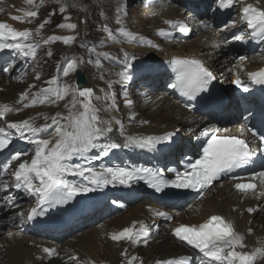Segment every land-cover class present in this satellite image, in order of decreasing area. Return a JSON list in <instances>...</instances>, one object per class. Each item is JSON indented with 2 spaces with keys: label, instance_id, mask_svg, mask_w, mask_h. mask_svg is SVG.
Masks as SVG:
<instances>
[{
  "label": "snow or ice",
  "instance_id": "obj_1",
  "mask_svg": "<svg viewBox=\"0 0 264 264\" xmlns=\"http://www.w3.org/2000/svg\"><path fill=\"white\" fill-rule=\"evenodd\" d=\"M31 6V10L18 9L23 15L12 16L11 19L19 22L32 23L34 18L39 17V10L43 6L44 0L36 3V0H26ZM245 3V0H218V7L222 9H231L238 7L240 22L251 31L238 30L233 33V40L245 42L247 40L259 39L264 41V6ZM74 5L63 3L59 6L61 14L67 13L70 7ZM0 11H3L0 8ZM53 11L51 15H55ZM155 14V13H154ZM65 21H70L71 16H64ZM117 24L120 25L115 31L123 39H118L113 30L104 25V31L107 33V40L113 43H138L148 44L151 48H158L159 45L153 43L150 39L139 36L124 26V21L117 17ZM50 20H44L33 32L32 29L18 30L11 24L0 22V52L5 50L15 51L24 57L36 58L38 49L42 45H50L57 41L62 42L65 46L74 44L79 36L78 25L71 22H62L57 24L60 29L71 30L73 35H50L43 38L41 30L49 24ZM87 23V21H82ZM164 23L169 29H159L157 34L165 39L171 37L174 31L183 34H189L192 29L183 21L165 20ZM236 20L231 22V27H235ZM200 26L207 29L211 27L207 22L201 21ZM225 28L229 25L226 23ZM40 37V39H36ZM232 40H225L223 43L229 44ZM82 47L84 45H81ZM221 44H216L220 47ZM123 51V50H122ZM95 54V60L88 59V64H94L99 75L98 79L105 80L104 64L102 59H110L108 52H98L95 47L90 49ZM48 57L53 55L51 49L46 52ZM125 60L124 70L119 71L116 75L119 77L115 83L125 84L131 79L130 71L133 65L130 60H135V55L130 56L128 52H123ZM240 60L246 59L239 57ZM85 60L80 58H68L66 68L62 69L64 77H68L70 71H75ZM170 66L178 74L177 83L172 85L173 88H179L181 93L191 101H196L203 105H210L211 98L202 93L209 91V85L216 80L213 72L205 66L204 62L197 58H173L169 60ZM3 72L9 73L10 67H3ZM248 79L252 84L264 85V68L255 72H249ZM23 82L22 77H16ZM35 80H40L37 74ZM108 88L112 87L113 81H105ZM237 86L242 87L244 92L250 91L249 84L237 78L233 81ZM46 87H41L39 91L29 93L36 85H29V88L21 92L15 104L0 103V152L9 149L13 145V130L19 134L21 139H26L33 146V151L28 153L24 150L15 151L0 168L9 180L2 182V187L7 190L14 187L17 191L32 196L36 204L27 214V221L36 220L38 217L48 215L50 209L59 205L69 204L77 195H85L96 192L99 189L107 188L109 185H121L131 187L133 184L144 181L150 188L157 193L168 196V189L194 190L203 194L211 189V186L221 180L223 177L231 175L234 181V188L243 195L251 194L253 196L264 197V171L253 173L252 180H258L257 183L244 182L245 178L232 175L241 168L250 167L257 163L256 157L260 156V167L264 168V132H258L254 127L249 128L245 125L240 129L239 135L230 134V130L225 128L223 132L219 128L209 127L204 130L205 139L202 143V155L194 163L187 165V170L183 173L175 169H169L175 174V178H166L164 173L159 169L142 167H106L101 165L100 168L84 166L75 163L76 158L89 161L108 157L110 154L115 155L114 150L119 149H141L149 152H161L173 146L174 131L165 132L162 135H132L128 134L125 127L120 123L119 135L116 139L112 138V120L103 118L102 111H111L116 108L114 94L105 93L100 96L95 94L93 87H81L75 83L61 81L60 76L55 75L45 81ZM104 92V89H100ZM124 96L128 93L125 91ZM111 103L106 106H97L94 101H107ZM64 101L63 107L66 112L57 111L55 115L37 113L35 116H29L19 121H8L6 117L12 113H20L24 109L50 105L58 106ZM130 104V101H129ZM16 105H20L17 107ZM185 104V108H189ZM136 113L129 117L130 121L135 120ZM38 118H43L46 122L43 125L36 123ZM50 121V122H49ZM141 124L150 123L148 120L140 121ZM103 141V142H102ZM97 151L95 157H90L89 153ZM22 156H30V159H21ZM12 162H18L13 168ZM79 176L83 178V183H75L68 179V176ZM117 203V201H112ZM121 207L124 205L121 204ZM156 217H162L167 221L174 219L173 215L166 211L150 209ZM249 213L256 211L254 208L247 209ZM19 224L23 226L25 216L23 213L18 214ZM16 221L14 220V223ZM139 224V227H137ZM172 235L178 241L190 246L194 251L202 254V259L207 258L206 264H260L264 261V241H258L259 246L254 247L251 251H245L248 245L245 243L246 235L238 231L235 223L221 215H211L204 223L185 224L180 223L176 226L169 225ZM151 226L140 221L133 222L131 226L125 227L119 232L110 235L113 242H127L131 245L143 243L148 245ZM248 234L252 233L249 228ZM42 252L47 258L59 257L60 253L56 247H43ZM125 258L126 264H144L142 258L131 256L128 258V250L125 248L121 252ZM45 257L42 256L41 259ZM68 264H92L91 261L81 259L79 256L71 255L67 257ZM191 256H179L173 258L157 259L155 264H191Z\"/></svg>",
  "mask_w": 264,
  "mask_h": 264
},
{
  "label": "rangeland",
  "instance_id": "obj_2",
  "mask_svg": "<svg viewBox=\"0 0 264 264\" xmlns=\"http://www.w3.org/2000/svg\"><path fill=\"white\" fill-rule=\"evenodd\" d=\"M185 2V0H44L43 6L40 8L39 10V14L41 17H38L36 22L40 23V22H44V20L51 18L50 23L45 25V28L42 29L41 31V35L43 36V38H47L50 35H65L66 33H72V35L74 34L71 30L68 29H60L57 27V24L62 23V22H71V23H76L78 25V32H79V36L76 40V42L70 46H68L66 49L61 48L64 44L60 41H57L53 44L50 45H42L41 47V51L39 54V60H37V63L34 65V67H31L28 71V73L30 71H32L33 76L30 78V82H34V83H42V75H44V81L46 79H48L49 77L54 76L56 70H57V65L59 64V62L62 60V58L67 54L70 53L72 51H79L80 48L82 47L81 45H85L84 41H93L91 44H93L92 46L89 47V52L90 49L92 47H95L97 49L98 52H108L110 53V55H114V52H111L108 49L114 50L117 49L119 51V55H121L120 57H123V52L126 51L129 54L131 53V51L138 53L139 57L144 58L145 62H156L159 59H167L173 56H176L177 54L174 53L173 55L169 56V54L162 52L161 50L157 49V48H151L149 45L146 44L147 47H142L139 46L140 44L135 43L132 46L131 45H126L125 42L124 43H120V44H116L113 43L111 40H107V33L104 31V25H107L108 28L112 29L114 34L117 35L118 39H123L122 37L119 36V33H117L115 30L120 27V25L117 24V17H120L121 19H123L124 21V26L131 30L132 32L136 33L139 32L140 35H144L145 38L151 39V41L153 43H161L165 44V43H169L171 44L173 51L177 52L180 48L185 47L187 45H194L197 49H199V53L202 55L203 58L208 59V61L210 59H212L210 61V67L211 71L216 70L217 74L216 76L218 77V81L220 80V77H222L223 79H225L224 81H229L230 80V75L228 72V69L231 68L232 63L228 64L227 62H230V56L229 55H224V47L221 44V40L223 41L225 38L224 34L225 32L221 31L220 29H216V32L218 34L215 33L214 30L212 29H207L205 30L206 32L201 33L200 35H196L197 33H193L190 37V39L187 42H184L183 37L180 36V34H178V31H174L173 35L167 39H165L164 37H161L157 34L158 32V26L168 30L169 26L166 25L164 23L165 18H167L169 12H171L172 9H175L174 13H175V18L179 19V21H183V22H188V20H191V18H189L188 20H186V15H184V13H179L177 11H179L180 9H177V3L179 4V2ZM264 0H260V3L264 5ZM15 2H20L24 8L31 10V6H29L26 3V0H5L3 2V6L1 7L2 9L4 8V4L5 3H15ZM36 3H39V0H36ZM63 3H69L74 5L73 7H70L67 13L61 14L59 12V6L60 4ZM85 7L86 9H81V6ZM86 5V6H85ZM153 5H159V7H161L162 5H164L167 8V12L165 14H163V17L158 16L157 13H153L151 7ZM196 5V4H195ZM164 6L162 8H164ZM88 8V9H87ZM81 10L82 14H85L88 18V21H90V27L89 29H84V28H80V24L77 22V17H76V13ZM55 11L56 14L55 15H51V13ZM181 11H183V9H181ZM192 13L191 11L188 12V14ZM23 15V14H22ZM70 15L71 16V20L70 21H65L64 20V16ZM202 21H206L205 19H202ZM189 23V22H188ZM92 24V25H91ZM87 27L88 25L85 24ZM33 26V25H32ZM31 26V27H32ZM35 27V26H33ZM32 27V29H33ZM197 26H195L194 28H196ZM203 28V27H202ZM205 28H203L204 30ZM220 39V41H217L218 39H216L217 37ZM220 36V37H219ZM37 39H40L37 38ZM94 40H96L94 42ZM215 41H217V44H221L220 47H216V45H213L215 43ZM77 43V44H76ZM177 43V44H174ZM127 46V47H126ZM131 49H130V47ZM119 47V48H118ZM121 47V48H120ZM129 47V48H128ZM134 47V48H133ZM136 47V48H135ZM107 48V49H106ZM51 49L53 55L51 57H48L46 55V52ZM120 49V50H119ZM128 49V51H127ZM214 53H213V50ZM123 50V51H122ZM91 53V52H90ZM92 57L90 59L95 60V54L91 53ZM116 55V53H115ZM223 55V56H221ZM179 56V55H178ZM84 59L85 63L87 65L86 59L84 56H77L76 59ZM102 59V63H104V61H106L107 59L101 58ZM150 59V60H149ZM118 60V57H117ZM143 61V62H144ZM39 62V63H38ZM107 65H112L109 62H105ZM124 62L118 63L119 67L124 70ZM227 63V64H226ZM212 65V66H211ZM218 65V66H217ZM66 66V65H65ZM83 64H80L78 67H82ZM89 66H94V64H88V69L90 68ZM23 70L19 71V72H15L12 74V77L16 78L18 76L22 77L23 82H21V87H15L12 86L15 89H20L22 91H25L26 89L29 88V81L26 82L25 78L27 75L24 74V66L22 65ZM77 67V68H78ZM105 67H109V66H105ZM86 69V71L88 70ZM14 70H12L11 72H13ZM77 69L75 71H70V74L68 77H64V81H69L70 83H74V72H76ZM39 74L40 75V80L37 81L35 80L36 75ZM151 74V73H149ZM30 75V73H29ZM35 76V77H34ZM137 76V77H136ZM140 75H136L134 73H132V77H135L136 80H138L137 78ZM150 76V75H149ZM147 76V77H149ZM131 77V78H132ZM146 78V76L144 75V79ZM28 80V79H27ZM46 85V84H45ZM135 86V83H130V80H128L127 83L121 85V84H115L112 88H111V93L114 89L117 88H124L125 86ZM142 84H139L134 90H142ZM144 89V93L143 95H139V93L137 92L135 95L132 96V94L130 95L131 98H129V95L127 97H125L123 95V97H119V100H115L117 104H120L119 108L120 110L125 109L126 105H128L129 101L130 104H136L138 103V99H146L149 97L150 95V91H147L146 88ZM164 89V88H163ZM125 92V91H124ZM158 95L159 92H158ZM102 105L106 106L107 104L111 103V99L107 100V101H102L100 102ZM63 104L64 101H61L59 103L58 106H53V110L49 111L48 115H53L54 112L57 111H61L63 112ZM117 108V107H116ZM115 108V109H116ZM115 109L111 110V114L108 117H116L117 115L115 114ZM184 110L186 112H188L185 108ZM122 113V112H121ZM188 116V114L191 117V123L185 127H181V126H176L172 131H174L176 133L175 137L173 138V140L176 139V137H178L179 139L181 138V143L185 142L186 140H193L195 134H196V130L199 127V119H195L194 115L192 113H184ZM142 115L145 116V118L148 121H151L152 123H158L159 117L158 116H153L151 109H145L144 111H142ZM121 121L122 124L124 125L125 129H129L128 125H125L128 123V121L126 120V117H124V115L122 114L121 116ZM43 122L45 123L46 121L43 120ZM190 129V130H189ZM189 131V132H188ZM136 135H141V133H137L135 132ZM162 135V134H159ZM191 135V136H190ZM175 145V143L173 144V146ZM224 186V184H223ZM222 184L217 185L212 191H211V195H208L207 199L205 200L204 204H208L209 207L211 209L218 208L221 204L219 203L220 201V193L222 191L223 188ZM235 193H232L228 199V201H225L226 205H227V209L229 211L232 210L234 211L236 214L238 213H245L246 210H244L245 208H241V204L242 203H235L234 202V197ZM242 197H240L241 199ZM253 198V197H252ZM255 199V198H254ZM261 200V199H260ZM241 202V201H240ZM253 201L250 199V203L247 204L249 205V208L251 207V203ZM259 202V201H258ZM256 202V203H258ZM145 204V206H144ZM233 205V206H232ZM157 206L156 204H154L153 202L147 200L144 202H140L135 204H128L126 207V210L121 213L120 215H117L116 217H114L113 219L106 221L105 224H103L102 226L98 227L101 223L97 224L96 227H89L85 230H83L82 232H79L77 235L73 236L72 238H70L68 241L64 242L62 244V246L64 245V251L67 252V256H71L70 254L72 253H68V249L70 244H75L78 242V237L81 235H86L88 233H97L96 230L102 231V228H108V225H114L115 224V220L118 218H121V220H125V219H130L131 216L138 212V211H143V212H148L149 213V222H147L146 224L151 226H154L155 228V234L157 235V239L161 240L162 239V234L164 233H169V231L166 229V227H164L161 222L158 223L159 220H157L154 224V216L152 214V211L150 209H153V207ZM232 207V208H231ZM246 207V206H245ZM4 208V206L0 207L1 212L3 213L0 219V264H6L7 263V257H6V251L5 249H7V245L8 246V250L11 249H18L19 247L22 248H29L30 250H32V253H40L41 249L39 247H37V242L39 243V241H41L38 238H34V237H26L23 236L22 234L16 232L15 235L13 233H11V226L10 224L7 222L8 216H4V211L2 210ZM241 208V210H240ZM6 217V218H5ZM243 219L248 221V215H244ZM105 235H107L105 233ZM160 235V236H159ZM42 243H45V241H41ZM68 242V243H67ZM67 243V244H65ZM85 242L82 241L81 244H84ZM245 243L248 245V247L250 246V239H246ZM152 242H150L149 245H151ZM35 245V246H34ZM59 246V245H58ZM57 246V248H58ZM104 247L105 244L102 245V249L95 251L91 257L92 259L96 262V264L102 263L103 261H106L105 263L108 264V260H107V254L104 251ZM97 249V248H96ZM122 252V251H121ZM135 250H128V258H131V256H133L135 254ZM137 253L141 255V253L146 254L147 253V246L145 245H139L137 247ZM73 255V254H72ZM123 258L124 257L121 256L120 252H117L115 255V261L114 263H110V264H117L118 259ZM136 263V262H135ZM192 263H198L196 257L194 258Z\"/></svg>",
  "mask_w": 264,
  "mask_h": 264
},
{
  "label": "bare ground",
  "instance_id": "obj_3",
  "mask_svg": "<svg viewBox=\"0 0 264 264\" xmlns=\"http://www.w3.org/2000/svg\"><path fill=\"white\" fill-rule=\"evenodd\" d=\"M251 1H253V4H256V0H251ZM163 6L164 5H162L161 7H159V5H153L151 7V9H152L153 13H157L158 16L163 17V14H165L168 11L165 6H164V8H162ZM259 6H264V5L259 3ZM18 9L28 10V9L24 8V6L20 2L5 3L4 8H3V13L0 15V18H9V17H11V15H15V14L16 15H22L23 13L18 11ZM174 11H175V9H172L171 12H169L167 18H165V20H178L179 21V19L175 18ZM12 21L16 22L15 20H12ZM19 24L20 25H17L18 27L23 26L22 23H19ZM157 29L159 30V29H161V27L158 26ZM136 33L139 36L144 37V35H140L139 32H136ZM65 35H71V34L66 33ZM125 44L132 46L135 43L129 44V43L125 42ZM156 44L159 45V47L157 49L161 50L162 52L169 54V56L176 53L179 56L185 55L188 57L189 56L197 57L199 59L205 60L206 65L210 64L208 59L203 58L202 55L199 53V49H197L194 45H187L185 47L180 48L177 52H174L171 44H169V43H165L162 45H161V43H156ZM67 47L68 46L63 45L61 48L66 49ZM130 49H131V47H130ZM108 50L116 52L117 54L119 53V51L117 49H114V50L108 49ZM127 51H128V49H127ZM132 54H135V56L138 55V53L131 51L130 56H132ZM107 61H108V59L106 61H104V63H103L104 64L103 71H104V75H105L104 81H101L98 79L99 73H98L97 69L95 68V66H89L90 68L86 71L92 85H90V83H87L84 87H87V86L93 87L96 95L103 96V95H105V93H111V88L115 84H118V83H115V81H117L119 79V77L116 75V73L119 71H123L119 67L118 60L112 61L111 66L107 65L105 63ZM105 66H109V67L107 68ZM22 70H23L22 65L21 66L17 65V67L14 69L13 72H10L7 75L6 74H4V75L0 74V103L15 104V101L18 99L20 93L24 92L20 89H15L12 87V86L21 87V81L12 77V74L15 72L22 71ZM130 76L132 77V74ZM19 77H21V76H19ZM154 77L150 75L149 77H146L145 80L146 79L147 80L154 79ZM164 77L165 76L163 74H160L157 80L163 81ZM134 80H136V78L132 77L130 79V83H134ZM157 80H153L152 83L148 84V86H151L153 84L155 85L157 83ZM105 81H113L112 87L108 88ZM67 82L70 83L69 81H67ZM165 83H166V81L164 80L163 85H165ZM100 89H104L105 91L101 92ZM147 91H150L149 92L150 95L148 98L138 99V103H136L134 105L128 103V105H126V108L122 109L120 111H117L118 108H116L115 109V114L117 115L116 117H113V116L108 117L111 114L110 111H102L100 113V115L103 118L112 120V128H113V131L111 134L112 137H115V136L118 137V135H119V127H120V123H122V121H121L122 114L124 115V117H126V120L128 121V123L125 125H128L129 129H125V130L128 134H132V135H136L135 132L141 133V135L164 134L165 132L172 131L176 126L185 127L191 123L190 122L191 121V117H190L191 114L189 115L188 112H186L184 110V107H182L180 104L176 103L172 99V97L168 93H166V91L159 92V93H161V95H158V93H155L154 91H152V89L150 87L147 89ZM30 93H29V95L31 96ZM100 102H102V101H94V103H96L97 106L104 107V105H102ZM116 105L120 106V104H117V103H116ZM16 106L20 107V105H16ZM145 109H151L153 116L159 117L158 123H152L151 121H150V123H147V124H141L140 123V121H142V120H147L145 118V116L142 115V111H144ZM51 110H53V106H42L39 108L30 107V108L24 109L23 111H21L18 114L17 113L9 114L6 117V119L10 122L16 121V120L19 121V120H22L26 117L36 115L37 113L48 114L49 111H51ZM63 111H65V109H63ZM132 113H136L137 115H136L135 120L130 121L129 117ZM184 113H187L188 116ZM118 122H120V123H118ZM0 126H3L2 122H0ZM186 142L191 144L193 142V140H186L184 143L182 142L180 144H177L176 146L175 145L172 146V147H175L173 153L171 152L172 147L166 149L164 152L172 153V157L179 155V154H185ZM192 147H193L192 145H191V147L189 145L190 151L192 150ZM159 154H163V153L159 152ZM154 160H157V159H154ZM216 186H217V184L213 185V187L211 188L208 195H211V191ZM232 193H235V195H234L235 199L236 198L240 199L241 196H238V194L236 192H234L228 185L224 184L222 191L220 193V197H219L220 198L219 203L221 205L218 208L214 207L213 209H211L208 204H204L202 212H200V213L195 212V213L189 215L188 217H186V220H188L189 222H192V221L196 220L200 215L207 216L211 212L225 213L228 216L233 218L231 221H233L235 223V226L238 229V231H240L241 233H244L246 235V239H250L251 243H250L249 247L252 250L254 247L259 246L257 244L258 241H264V197H257L251 203L250 208L255 209V207L258 206V210L254 211L252 213H249L246 209L244 214L243 213L236 214L234 211H232L230 209L228 211V209H227L228 207L225 203V201H228V199ZM256 202H258V203H256ZM202 203H204V202H202ZM195 214H197V215H195ZM244 215H246V216L248 215V221L243 219ZM10 216L11 217H9L7 222L10 224V226L12 228L11 233H13L15 235V233L18 231L11 225L13 216L12 215H10ZM149 216L150 215L148 212L138 211V212L134 213L131 216V218L128 220L127 219L121 220V218H118L115 220L116 222L114 225L109 224L108 228L103 227L102 231L96 230L97 233H88L86 235L84 234V235L79 236L78 242L75 244H73V243L70 244L69 248L74 249V251L80 255L81 259H86L89 261H94L92 259L91 255L95 251L98 252V250L102 249V245H104V244H105L104 251L107 254L106 256H107L108 263L116 262L114 259L116 253L117 252L121 253V251L123 250V247H125V246H127V250H130V251L135 250L136 252L133 256L138 257L139 254L137 253V247L139 245H144L143 243H141L139 245H131L130 243L123 242V241L117 243V242H113L110 239V235L115 231L119 232L123 228L131 226L133 222L142 221L144 223H147V222H149ZM137 227H139V224H137ZM249 228H251L253 230L251 234H248L247 230ZM105 233L107 235H105ZM156 236L157 235L155 234V228H154V226H151L150 235L148 237L149 243L147 245V253L146 254L141 253V255L143 256L144 264H154L157 259H162V258H166V257H168V258L173 257V256L179 257L182 255H188L189 256L188 249L185 248V246L182 245L181 243L174 240L170 236L169 233L162 234L161 240L157 239ZM82 241H84L85 243L81 244ZM150 242H152L151 245H149ZM8 246L9 245H7V249H5V251L7 252L5 254L7 257V263L6 264H63L62 260H60L59 258L58 259L55 257L47 258L46 254H44L42 252V249H41L40 253H32V250H30L28 247L22 248V249H21V247H19L18 249H15V250L14 249L8 250ZM76 253H74V254H76ZM42 256H44L45 258L41 259ZM191 258H192V262H193L195 256H193ZM120 263L126 264L125 259H123V258L118 259L117 264H120ZM136 264H138V262H136ZM260 264H264V261L260 262Z\"/></svg>",
  "mask_w": 264,
  "mask_h": 264
},
{
  "label": "water",
  "instance_id": "obj_4",
  "mask_svg": "<svg viewBox=\"0 0 264 264\" xmlns=\"http://www.w3.org/2000/svg\"><path fill=\"white\" fill-rule=\"evenodd\" d=\"M86 84H87L86 78L83 74H81L79 77V86L84 87Z\"/></svg>",
  "mask_w": 264,
  "mask_h": 264
}]
</instances>
